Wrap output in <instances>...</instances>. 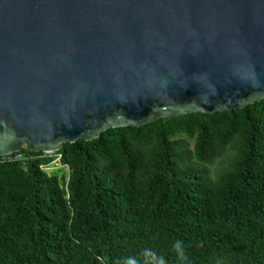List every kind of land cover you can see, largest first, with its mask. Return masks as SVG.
I'll return each instance as SVG.
<instances>
[{"label":"trees","instance_id":"trees-1","mask_svg":"<svg viewBox=\"0 0 264 264\" xmlns=\"http://www.w3.org/2000/svg\"><path fill=\"white\" fill-rule=\"evenodd\" d=\"M18 153L0 162V264H264V101Z\"/></svg>","mask_w":264,"mask_h":264},{"label":"water","instance_id":"water-1","mask_svg":"<svg viewBox=\"0 0 264 264\" xmlns=\"http://www.w3.org/2000/svg\"><path fill=\"white\" fill-rule=\"evenodd\" d=\"M264 101V0H0V155Z\"/></svg>","mask_w":264,"mask_h":264},{"label":"clouds","instance_id":"clouds-1","mask_svg":"<svg viewBox=\"0 0 264 264\" xmlns=\"http://www.w3.org/2000/svg\"><path fill=\"white\" fill-rule=\"evenodd\" d=\"M173 248L175 249L177 258L180 261L187 260V254L184 250V242L177 240ZM145 264H166V259L163 255L158 254L154 249H145L143 252ZM123 264H137V260L133 257H128L123 261Z\"/></svg>","mask_w":264,"mask_h":264},{"label":"built area","instance_id":"built-area-1","mask_svg":"<svg viewBox=\"0 0 264 264\" xmlns=\"http://www.w3.org/2000/svg\"><path fill=\"white\" fill-rule=\"evenodd\" d=\"M48 154V153H45ZM25 157H23L18 152L8 154V155H0V162H10V161H23ZM43 169H47V167H44Z\"/></svg>","mask_w":264,"mask_h":264},{"label":"rangeland","instance_id":"rangeland-1","mask_svg":"<svg viewBox=\"0 0 264 264\" xmlns=\"http://www.w3.org/2000/svg\"><path fill=\"white\" fill-rule=\"evenodd\" d=\"M54 164L55 165L53 167H51V166L47 167V171H51L52 169L59 167V163L57 162V160H55Z\"/></svg>","mask_w":264,"mask_h":264}]
</instances>
